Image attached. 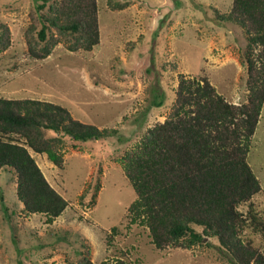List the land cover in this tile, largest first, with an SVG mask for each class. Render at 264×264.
Masks as SVG:
<instances>
[{
  "label": "rangeland",
  "instance_id": "rangeland-1",
  "mask_svg": "<svg viewBox=\"0 0 264 264\" xmlns=\"http://www.w3.org/2000/svg\"><path fill=\"white\" fill-rule=\"evenodd\" d=\"M232 3L98 0L101 42L91 53L59 44L49 57L35 60L24 35L36 0H0V21L12 34L11 46L0 54V97L53 102L83 122L119 131L77 146L66 138L63 167L31 150L69 201L53 224L45 215L23 211L16 176L0 170V264L77 263L86 246L96 264H231L215 238L193 248L157 249L148 227L131 220L129 207L137 195L120 159L169 116L181 75L207 76L231 102L244 100L246 37L239 26L218 21L215 12H229ZM155 96L163 99L161 106L153 103ZM248 161L261 181L253 202L264 217V109ZM239 210L246 213L248 204ZM254 238L264 252L262 235Z\"/></svg>",
  "mask_w": 264,
  "mask_h": 264
},
{
  "label": "trees",
  "instance_id": "trees-1",
  "mask_svg": "<svg viewBox=\"0 0 264 264\" xmlns=\"http://www.w3.org/2000/svg\"><path fill=\"white\" fill-rule=\"evenodd\" d=\"M215 12L218 21L239 26L246 37L247 95L236 104L209 77L181 75L169 116L120 159L137 195L129 212L132 222L148 227L157 249L193 248L215 238L231 264H264L254 238L255 233L264 238V217L253 202L262 185L248 161L264 109V0H233L229 12ZM30 16L24 36L35 60L46 59L59 44L91 53L101 42L98 0H36ZM11 44V29L0 21V54ZM153 103L164 101L155 96ZM118 132L83 122L60 104L0 97V170L16 176L23 211L45 215L53 224L69 201L48 181L31 150L63 167L66 138L77 146ZM99 187L97 182L95 190ZM244 204L246 213L239 210ZM70 264L96 263L86 246Z\"/></svg>",
  "mask_w": 264,
  "mask_h": 264
}]
</instances>
